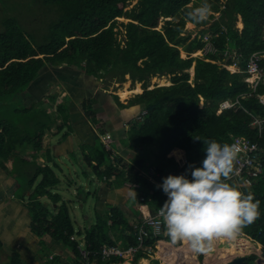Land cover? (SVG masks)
<instances>
[{
  "label": "trees",
  "instance_id": "1",
  "mask_svg": "<svg viewBox=\"0 0 264 264\" xmlns=\"http://www.w3.org/2000/svg\"><path fill=\"white\" fill-rule=\"evenodd\" d=\"M130 1L37 0L34 3L29 0L23 4L30 19L43 13L38 33L22 26L16 17L5 19L4 30L0 31V166L15 181L19 194L23 197L28 194L33 233L43 242L50 238L62 243L78 256L81 242L76 236L83 233L75 228L68 203L55 193L62 184L57 173L61 166L55 161L57 156H51V149L46 150L42 161L39 157L54 115L31 99L34 84L47 67H77L96 78L102 74L110 78L128 74L134 81L144 83V92L132 100L146 112L140 118V126L132 123L123 138L112 143L111 149L97 136L94 144L88 146L90 154L86 162L108 187L116 185L124 189L131 183L139 189L140 201L145 197L146 201L142 202L153 212L168 198L157 188L164 178L187 174L189 165L202 166L206 156L204 141L231 145L234 137H246L259 144V161L264 167V105L257 97L264 94V84L254 92L244 81L243 74L223 67L225 61L232 62L229 55L235 51L243 54L245 60L256 51H264V0H228L222 12L219 4L208 0L211 11L221 12V16L201 30V38L193 39L189 34L184 35L187 22H192L187 13L199 7L200 0H196L194 6H190L193 0H138L128 9ZM239 16L242 30L236 27ZM122 17L131 20L122 24L126 28L125 47L116 31ZM161 19L166 20L159 29ZM208 19L192 23L206 26ZM207 34L211 36L210 44L215 53L205 58L194 57L195 52L204 50L207 43L203 39ZM193 66L195 73L191 83L188 70ZM261 66L264 67V60ZM167 75L171 76L172 85L147 89L152 77ZM225 100H238L239 104L219 113L220 104ZM87 108V115L97 122L92 105ZM58 109L65 117L62 129L70 114L66 105ZM102 128L106 130L104 125ZM119 144L128 148L129 154H120V158H115L116 164H110ZM21 146L29 147L31 153L13 157ZM175 150H180L183 158L172 153ZM67 156L78 162L75 152ZM153 166L159 175L154 176L155 183L147 175ZM229 183L243 194H253L260 202L257 218L244 226L240 235L261 246L264 253V174L254 178L253 190L239 188L233 180ZM43 199L52 200L58 212L44 204ZM108 210L96 211L97 223L84 234L88 248L101 251L105 246L136 244L135 225L142 214L135 211L134 215H140L131 221L120 207ZM113 232L119 236L114 238ZM97 257L104 264L123 262L115 256ZM257 258V255L247 256L245 264H254ZM20 262V254L15 252L8 264Z\"/></svg>",
  "mask_w": 264,
  "mask_h": 264
},
{
  "label": "rangeland",
  "instance_id": "2",
  "mask_svg": "<svg viewBox=\"0 0 264 264\" xmlns=\"http://www.w3.org/2000/svg\"><path fill=\"white\" fill-rule=\"evenodd\" d=\"M28 1L29 0H24V2H22V0H0V31L4 30L3 21L5 19L16 17V19L18 18L20 20L22 26L29 30H34L35 33H38L42 26V17L40 15L42 12H40V14H35L36 16H32V19H30L26 11L27 8H25L24 5L27 4ZM33 1L34 3H37V0H32V2ZM39 1L41 2L43 0ZM209 1L219 4L220 10L222 12L228 0ZM137 2L138 0L130 1L127 8L132 9L137 4ZM194 2L196 3V0H193L190 6H194ZM203 2L204 0H200L197 2V5L200 7ZM42 9L45 8L42 6ZM40 10L41 9H39V11ZM221 12L211 11V14L214 17L210 18L208 16V20L210 22L206 26H198L192 22H187L184 35L189 34L191 39L196 37L201 38V30H203L205 27L208 28L213 21L219 19ZM240 18L241 17L239 16L236 27L242 30L243 27L238 26ZM34 19L35 21H33ZM165 20L166 19H161L159 29L162 28ZM130 21V19L125 17L120 18L118 23L119 26L116 29L118 40L122 43L123 47L126 45V28L122 24H128ZM203 40L206 43H211L210 34H207ZM210 46L211 51L205 49L201 52H195L193 56H202L205 58L207 54H214L215 48L213 49L211 44ZM223 64L225 65L228 63L225 61ZM228 66L230 70H235L234 67H231L230 65ZM188 71L191 74L190 82L192 83L195 73L194 66ZM155 77L151 78L147 89H153L156 86L172 85L170 75ZM161 79L165 81L164 84L160 82ZM127 84H129L126 88V91L128 90V92L135 90L138 86L137 84L141 86L142 91L139 93L130 94L126 97V99H123L120 93L124 91L123 89ZM144 88L145 86L143 82L134 81L133 78L128 74L124 77L116 76L112 78L106 77V75L104 76V74H102L101 77L96 78L94 76L87 75V73L80 68L62 65L59 68L47 67L43 69L40 79L36 84H34L32 89L33 98L31 100H34L39 106L47 107L54 115L51 129L47 131V135L44 140L46 145H44L45 147L43 151L39 152V157L42 161L43 157H46L44 154L48 148H50L53 153L57 155V159L55 161H57L61 166V171L58 169L57 173L62 179V184L57 188L55 193L60 194V196L63 198V201L68 203V208L74 221L75 228L77 231L80 230L83 233L81 236H76V238H79L78 242H81L80 248H82V250L88 246L86 242V235L84 234L90 227L97 223V210L109 212L108 209H110V207L119 206L130 213L131 206L128 203L130 196H135L136 193L137 196H139V189L132 187L131 183H127L128 186L125 189H120L116 187V185L114 186L115 188L108 187V183L104 181V179L87 164L86 156L90 154V149L88 146L94 143V140L97 136L101 137V140L106 145L107 149H111L112 143L123 138L125 131L130 129L132 123L140 126V118L146 112L143 111L138 104L133 103L132 100L143 93ZM61 105H66L67 112L70 114L68 121L64 127H62V129H60V126L64 124L65 117L58 109ZM90 105H92V108L97 113V122H93L87 115V112L89 111L87 107ZM201 106H204L203 99L201 101ZM102 125H104L105 128L107 127L106 130L102 128ZM67 132L70 133L69 136L64 137ZM108 134L111 135L110 142H108L110 140ZM19 149L20 150H18V152H14L13 157H21L23 154L31 153L29 147L21 146ZM128 151V148H124L122 144H119L118 148L116 151H114L111 157L110 164H112V162L113 164H116L115 158H120V154L123 153L129 154ZM71 152L76 153L78 159L77 163H75L71 157L69 158V156H67V154ZM172 153L176 154L179 158H183L180 150H175ZM58 156H61L60 159ZM55 161L53 160L51 165L54 164ZM7 165L8 169H10V162H8ZM147 175L154 183L156 182L154 176H159L158 173H156V167L154 166L147 172ZM10 177L14 178L11 176V173ZM112 179H114V176ZM239 183V188L248 187L247 190H253V186H245L242 184V182ZM2 185L5 188L4 190H16L15 181L10 179L8 172L2 169L0 166V186ZM0 190L3 189L0 188ZM131 190L135 191L132 192ZM84 196H87L85 200ZM17 197V200H20L19 196ZM26 198L27 197H22L21 201L24 202ZM11 200L17 201L10 195L8 201ZM25 201L28 202V200ZM42 202L47 204L55 213L58 212V208L55 206L52 200L43 199ZM109 204H111V206ZM30 228L31 226H29V229ZM113 235L115 238L118 236V233L113 232ZM237 237L243 236L239 234ZM72 239L74 238L72 237ZM247 240L250 242V248L246 249L244 252L241 247H238L237 249H239V251L242 250L243 253L236 254V256L223 257L222 254L224 253H220L221 251L219 248L231 251V245L236 244V242H232V240L229 239L222 244H220L219 241H216L213 247H216L217 251H214L211 257L208 256L207 252L201 253L194 252L193 250L191 252H188V250L185 251L190 256L193 255V257L196 258L194 261L195 264H229V262L234 260V258H237V256L247 257L251 255H257L258 257L254 264H264V253L261 251V246L252 242L250 239ZM182 246L187 249L191 248L188 243H184ZM170 257L173 258L175 256L170 255ZM5 258H7V255ZM156 262L158 263V261ZM175 262L177 263V258L175 259ZM172 263L174 262H170L168 259H166V264ZM187 263L193 264L191 261H187ZM154 264L156 263L154 262Z\"/></svg>",
  "mask_w": 264,
  "mask_h": 264
},
{
  "label": "clouds",
  "instance_id": "3",
  "mask_svg": "<svg viewBox=\"0 0 264 264\" xmlns=\"http://www.w3.org/2000/svg\"><path fill=\"white\" fill-rule=\"evenodd\" d=\"M210 14L211 5L204 0L187 17L199 23ZM232 63L223 67L230 70L228 65L233 67ZM204 142L206 156L201 167L189 165L187 174L169 175L157 185L168 198L156 220L157 226L163 224L172 243L180 242L170 247L178 248L185 242L194 252L201 253L211 251L219 239H235L244 226L257 218L260 204L253 194H243L228 182L234 174L239 145Z\"/></svg>",
  "mask_w": 264,
  "mask_h": 264
},
{
  "label": "built area",
  "instance_id": "4",
  "mask_svg": "<svg viewBox=\"0 0 264 264\" xmlns=\"http://www.w3.org/2000/svg\"><path fill=\"white\" fill-rule=\"evenodd\" d=\"M230 57L235 68L231 72H240L243 74L245 76L244 81L250 85V88L254 92L260 85L264 84V67L261 66L264 60V51L252 53L247 60H245L243 54L237 51L232 55L230 54ZM244 62H246V67H243ZM257 97L260 103L264 105V94H258ZM238 104V100L236 102L225 100L220 104L218 112L221 113ZM257 123L261 124V121H257ZM108 137L110 139L108 142H110L111 135L108 134ZM232 144L239 145L240 152L234 161V174L230 177L229 181L233 180L237 183L242 182L245 186H253L254 178L264 174V167L259 161L261 159L259 144L257 142H251L243 136L234 137L231 142ZM141 200L146 201L145 197H142ZM159 209L146 214L135 225L134 236L136 238V244L129 245L128 247L110 245L103 247L101 251L90 250L88 246L84 250L80 248V264H92L93 260L98 259L97 256L103 259L115 256L132 262L140 257H148L154 260L157 259L156 256L161 251V246H164L163 242H167L171 246L178 245L180 242H171L170 238L166 235V229L162 223L159 226L156 225Z\"/></svg>",
  "mask_w": 264,
  "mask_h": 264
},
{
  "label": "crops",
  "instance_id": "5",
  "mask_svg": "<svg viewBox=\"0 0 264 264\" xmlns=\"http://www.w3.org/2000/svg\"><path fill=\"white\" fill-rule=\"evenodd\" d=\"M240 22H242V20ZM205 49L206 50L211 49L210 43H207L205 45L204 50ZM198 51L201 52L203 50H198ZM52 154L54 156H57L54 153ZM0 188L3 189L0 190V240L2 242V246L0 247V264H8L11 260L12 255L15 252H18L20 254V260H21L20 264H80L81 263V258H80L81 256L75 254L71 248L63 245L62 243L55 242L50 238L46 239L45 242H43L41 241V238H39L33 233L31 228L29 229V226H31L32 218L29 209L27 207L28 202L25 201V200H29V197H27L28 194L26 195L27 198L24 200V202H22L21 200L23 196L19 194L18 190H4L5 188L3 187V185L0 186ZM131 191L133 192L135 190H131ZM10 195L11 197H14V199L16 200L18 199L17 196H19L20 200L8 201ZM128 203L131 206L130 213L124 208L122 207L120 208L125 210L127 217H129L131 221L135 220L140 215V214L137 216L136 214L134 215L135 211L140 212L142 214V217L145 216L146 214L153 212V210L148 208L145 203L140 201L139 196H137V193L135 196L132 195L130 196ZM184 243L185 242H182V244ZM163 244L164 246H161L160 252L166 249L167 250L166 253L168 254L161 256L159 252L158 256H156L157 259L154 260L149 259L148 257H144L147 258L145 264H154V262L156 264L158 263L163 264L166 262L167 256L169 255L179 256L180 261L178 259L177 262L178 261L179 262L177 264H187L186 258L188 260L189 258L187 256L188 253L186 255L184 251L185 247L179 245L178 248H173L170 247L167 242H163ZM173 250L179 251V254H174L172 252ZM191 251H192L191 248L188 249V252ZM6 255L7 258H5ZM140 259L141 258L133 262L127 260L121 263H113V264H125L128 262H131L132 264H138ZM195 260H196L195 257L191 259L193 264ZM156 261H158V263ZM92 264H104V263L100 262L99 260H93Z\"/></svg>",
  "mask_w": 264,
  "mask_h": 264
},
{
  "label": "bare ground",
  "instance_id": "6",
  "mask_svg": "<svg viewBox=\"0 0 264 264\" xmlns=\"http://www.w3.org/2000/svg\"><path fill=\"white\" fill-rule=\"evenodd\" d=\"M192 24V23H191ZM238 26L239 27H241V26H243V24H242V22H239V24H238ZM234 69V68H233ZM156 78V77H155ZM158 81V80H157ZM195 81V80H194ZM153 82V81H152ZM160 82L161 83H165V81L164 80H160ZM154 84V83H153ZM128 85L129 84H127V85H125V88L123 89L124 91H122L121 93H120V95L122 96V98L123 99H126V97L128 96V95H130V94H133V93H139V92H141L142 91V88H141V86L139 85V84H137L138 86H137V88L135 89V90H133L132 92H128V90L126 91V88L128 87ZM131 90V89H130ZM228 239H219V240H217V241H219L220 242V244H222L223 242H226ZM232 240V242H236V244H232L231 246H232V248H231V251L229 250H226V249H223V248H219V250L221 251L220 253L222 254V253H224V254H222L223 255V257H227V256H234V255H236V254H241V253H243V251L242 250H244V252H245V250L246 249H248V248H250V242L247 240V238H244V237H235V239H231ZM216 245V244H215ZM181 247V246H180ZM238 247H241V251H239V249H237ZM185 250H188L187 248H184V251ZM166 249H164V250H162V252H160V254H161V256L162 255H165V254H168V253H166ZM214 251H217V248L216 247H213L212 248V250L211 251H208L207 252V254H208V256L209 257H211L212 256V253L214 252ZM174 254H179V251H175V250H173L172 251ZM185 253H186V255H187V252L185 251ZM188 256V258H189V260L186 258V260L187 261H191V259L192 258H194L193 257V255H187ZM177 258V260L179 259V256H175V257H170V255L169 256H167V259L171 262H174V263H172V264H177L179 261H180V259H179V261L176 263L175 262V259ZM146 259L147 258H141L140 259V261H139V263L138 264H145V261H146ZM216 259V258H215ZM220 259H222V258H220ZM191 263H192V261H191ZM125 264H132L131 262H128V263H125ZM188 264V263H187ZM195 264V263H194Z\"/></svg>",
  "mask_w": 264,
  "mask_h": 264
},
{
  "label": "water",
  "instance_id": "7",
  "mask_svg": "<svg viewBox=\"0 0 264 264\" xmlns=\"http://www.w3.org/2000/svg\"><path fill=\"white\" fill-rule=\"evenodd\" d=\"M245 258L244 256L241 257H237L234 260H232L231 262H229V264H245Z\"/></svg>",
  "mask_w": 264,
  "mask_h": 264
}]
</instances>
